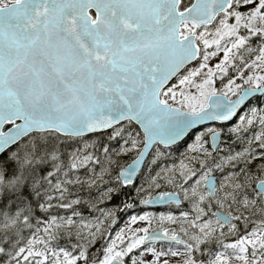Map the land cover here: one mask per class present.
<instances>
[{
	"label": "snow or ice",
	"instance_id": "1",
	"mask_svg": "<svg viewBox=\"0 0 264 264\" xmlns=\"http://www.w3.org/2000/svg\"><path fill=\"white\" fill-rule=\"evenodd\" d=\"M0 264H264V0H0Z\"/></svg>",
	"mask_w": 264,
	"mask_h": 264
}]
</instances>
